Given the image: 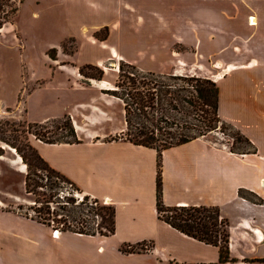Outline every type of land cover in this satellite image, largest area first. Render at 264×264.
<instances>
[{"label": "crops", "instance_id": "crops-1", "mask_svg": "<svg viewBox=\"0 0 264 264\" xmlns=\"http://www.w3.org/2000/svg\"><path fill=\"white\" fill-rule=\"evenodd\" d=\"M21 4L15 29L25 40L34 39L23 49L44 56L30 77L38 86L30 100L47 88L57 93L39 100L37 118L28 109L30 123L70 116L83 133L85 124L104 121L105 113L94 111L102 108L101 98L93 94L96 81L80 79L83 65L104 69L109 77L100 84L110 86L121 62L141 71L197 75L217 83L220 117L245 134L256 153L233 154L207 138L164 150L163 201L167 207H218L230 224L235 260L225 264H264V0ZM104 30L105 37H96ZM68 39L77 44L74 65L60 70L46 53ZM23 49L1 44L0 54L21 55ZM7 61L0 56L1 70ZM125 130L123 123L118 132ZM109 136L102 131L79 143L36 140L34 146L85 195L113 206L114 234L59 231L57 236L51 226L16 210L23 200L0 198V264H220L218 247L185 235L160 217L159 151ZM132 247L145 250L122 251Z\"/></svg>", "mask_w": 264, "mask_h": 264}, {"label": "rangeland", "instance_id": "rangeland-1", "mask_svg": "<svg viewBox=\"0 0 264 264\" xmlns=\"http://www.w3.org/2000/svg\"><path fill=\"white\" fill-rule=\"evenodd\" d=\"M23 1L0 0V29L4 27L3 33L0 34V45L17 46L21 49L33 45L34 39L25 40L14 26ZM105 31L98 33L96 37H105L107 35ZM38 43H35V46L41 45ZM76 51L75 40L68 39L59 48L48 50L46 56L52 61L51 64H55L54 67L66 70L63 67L74 65L72 57ZM22 52L16 56L0 54L8 60L2 70L0 68V198L10 203L18 198L23 200L16 206L19 213L46 222L56 231L68 232L67 230L71 228L73 231L110 235L113 227V206L107 201L87 198L81 189L70 184L40 156L34 142L39 140L48 144L79 143L82 139L101 134L102 131H106L113 140H128L130 136L127 135L129 127L127 104L131 108V113L132 111L135 113L134 109L139 107L135 103L138 99L143 98L146 106L150 103L155 106L154 109L143 108L147 113L140 112L141 117L138 119L134 116V119L135 124H145L146 127L155 130V147L160 150L166 142L174 144L182 139L207 138L217 146L226 147L233 154L256 153L255 146L246 135L220 117L219 108L217 110L203 104L193 88L196 83L182 80L194 76L200 79L207 78L188 74L161 75L141 71L124 62L120 63L117 72L114 73L116 80L113 86L100 84L109 77L104 69L100 68L103 71L100 80L88 78L80 71L83 68L85 75L100 78V73L87 68L94 65H83L79 68L82 81L88 83L90 80L96 81L93 84L95 88L93 94L101 98L99 105L102 108L94 111L98 114L105 113L102 115L104 121L101 124L95 126L87 123L84 125L85 131L80 133L70 116L43 124L30 123L27 119L28 109L34 113L32 118H37L41 108L39 100L45 97L53 99L57 93L47 88L45 92L30 100L34 89L38 87L37 84L31 83L30 77L35 71V65L40 62L38 58L44 56L27 54L24 49ZM151 96L155 100L150 102ZM123 123L126 130L119 133L118 130ZM28 177L31 193L26 189ZM173 215L174 212L171 211L162 212L164 217ZM136 250L144 251L145 248Z\"/></svg>", "mask_w": 264, "mask_h": 264}, {"label": "trees", "instance_id": "trees-1", "mask_svg": "<svg viewBox=\"0 0 264 264\" xmlns=\"http://www.w3.org/2000/svg\"><path fill=\"white\" fill-rule=\"evenodd\" d=\"M123 65L124 64H122L121 67H123ZM87 68L90 70H96L98 73H100L101 74L100 78L96 76L85 75L83 68H81L82 70L80 71L84 76L88 78L102 80L103 71L100 68L95 67V66H89V67L87 66ZM182 80L187 81V82L196 83L193 86V88L199 94V99L203 102V104L214 107L215 109L218 110L219 108V89L212 80L200 79V78H196L195 76L190 77V78H183ZM153 100H155L153 96L149 97L150 102ZM136 101L137 102L135 103L138 104L139 107L136 108V110L134 109V111H136L135 113L133 111L131 113V110H130L131 108L129 104H127V110H128L127 120H128V126H129L127 135L130 136V139L128 138V140L136 145L155 148L159 151V172H158V177H157V192H158L157 206H158L160 217L165 222L170 224L173 228L184 233L185 235L192 237L194 239H197L208 245H213V246L218 247L220 249V260H219L220 264L235 262V260L231 258V252H230V231H229L230 224L227 219L222 217L221 211L219 208L217 207H174V208H170V207H167L163 201L162 151L167 150L176 145L187 143L189 141H192L195 138L182 139L178 143H174V144L166 142L163 145L162 150L155 147V142H154L155 140L154 135L156 134L155 130L149 127H146L145 124H142V125L141 123L135 124L136 122L134 119V116L135 118H138V119L141 117L140 112H144L145 114L147 113V111L145 112V109L143 108L151 107L152 109H154L155 106L151 105V103L149 104V106L148 105L146 106L143 98L138 99ZM133 129H135L136 131H134ZM64 178L66 177L64 176ZM66 179L70 184H72L73 186H76L68 178ZM29 180L30 178L28 177L27 182H26L27 183L26 189L28 193H31V191L29 190L30 189ZM88 197L89 196H87V198ZM170 211L174 212V215L172 217L162 216V212H170ZM47 214L49 215L50 211H48ZM114 216H115V209L113 208V215H112L113 227L110 230V233H111L110 235L114 234L115 232ZM34 219L41 222L39 219H36V218ZM41 223L51 226L50 224H47L46 222H41ZM67 231L76 232V233L85 234V235H94V236L97 235L96 233H88V232H84L81 230L73 231V229L71 228H69ZM99 233L103 235V233H101L100 231ZM106 236H109V235H106ZM135 251L137 250L136 248H133V247L130 250H124L123 248V252L125 253H128V252L134 253Z\"/></svg>", "mask_w": 264, "mask_h": 264}, {"label": "built area", "instance_id": "built-area-1", "mask_svg": "<svg viewBox=\"0 0 264 264\" xmlns=\"http://www.w3.org/2000/svg\"><path fill=\"white\" fill-rule=\"evenodd\" d=\"M59 232V231H55V235H57L56 233Z\"/></svg>", "mask_w": 264, "mask_h": 264}, {"label": "bare ground", "instance_id": "bare-ground-1", "mask_svg": "<svg viewBox=\"0 0 264 264\" xmlns=\"http://www.w3.org/2000/svg\"><path fill=\"white\" fill-rule=\"evenodd\" d=\"M19 160H20V159H19ZM56 234H57V236H58L59 232H57Z\"/></svg>", "mask_w": 264, "mask_h": 264}]
</instances>
